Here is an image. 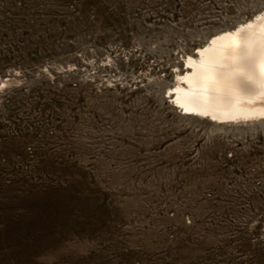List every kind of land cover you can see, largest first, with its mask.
<instances>
[{"label":"rangeland","instance_id":"obj_1","mask_svg":"<svg viewBox=\"0 0 264 264\" xmlns=\"http://www.w3.org/2000/svg\"><path fill=\"white\" fill-rule=\"evenodd\" d=\"M74 2L80 5L79 16L69 10L59 16L68 22L67 30L53 27L45 35L70 33L74 20L83 33L84 22L94 17L93 32L102 36L101 42L111 39L130 46L139 40L130 55L136 68L143 67L121 74L126 75L120 78L127 90L93 94L87 101L84 94L73 99V90L66 88L53 92L49 105L37 106L35 121L28 126L33 132L52 130L53 137L62 140L61 155L48 153L47 162L41 159L45 154L36 161L26 158L23 143L28 137H6L7 124L0 123V264L97 263L105 256H88L93 241H112L146 221L152 229L166 222L151 216L152 206L174 188V182L167 181L179 177L189 181L186 194L197 208L206 189L219 195L231 192L238 201L250 199L251 234L261 236L264 129L222 133L206 121L182 119L162 101L160 77L174 78L183 46L196 47L213 30L252 14L264 0H14L3 4L9 5L8 14L20 23L18 36L23 39L27 34H44L35 21L28 24V18L37 19L40 7L47 5V18L56 19L58 6ZM139 51L141 64L135 59ZM98 64L93 61L95 68ZM112 64L107 66L110 70ZM202 137L207 143L202 144ZM232 146L238 150L234 160L217 158ZM202 157L206 163L200 166ZM212 158L227 164L225 168L236 164L232 171L251 175V182H228L229 192L225 182L215 180L221 166ZM131 234L128 242L149 243L155 235L152 231ZM256 252L264 263L258 246Z\"/></svg>","mask_w":264,"mask_h":264},{"label":"built area","instance_id":"obj_2","mask_svg":"<svg viewBox=\"0 0 264 264\" xmlns=\"http://www.w3.org/2000/svg\"><path fill=\"white\" fill-rule=\"evenodd\" d=\"M9 1L14 0H0V123L7 124L6 137L15 140L23 138L22 135L28 137L26 143L21 141L26 158L35 160L39 154H45L41 159L47 162L46 154L61 155L62 140L60 136L54 135V138L52 130L44 132L40 128L33 132V127L28 126V122L35 121L36 107L49 105L55 97L53 92L66 88L73 90V99L84 94L87 101L94 95L106 94L110 90H127V85L120 77L126 76L121 75L126 70L129 73L142 69L143 66L135 67L134 57L130 55V48H135L140 42L133 41L130 46L111 39L101 42L102 36L93 32L94 17L84 22L86 30L83 33L79 32V27L75 28L77 21L74 20L70 33L45 35L53 27L61 32L67 30L68 22L59 16L68 10L79 16L80 5L76 2L58 6V15L54 13L56 19L47 18V5L40 7L37 19L28 18V24L35 21L44 34H27L22 39L17 29L20 23L8 14L9 5L3 4ZM137 54L135 59L140 60L136 62L141 64L142 53L139 51ZM93 61L99 62L96 65L98 67L93 66ZM110 63L114 65L111 70L107 67ZM77 102L75 100V104ZM76 107V122L80 123L79 104ZM33 137H37V141L30 142ZM201 139L202 144L208 141L207 138ZM237 151L232 146L218 153L217 158L234 160ZM221 160L212 158L218 168L221 166L215 180L225 182L223 187L227 190L232 188L228 182H251V175L243 176L239 169L238 174L234 173L232 170L236 164L225 168L227 164ZM204 163L206 159L202 157L199 165ZM247 170L251 172L249 167ZM167 182H174V188L164 195L161 202H157V206H152L154 209L151 212L153 218L165 219L166 222L163 220L162 225L152 229L146 221L121 233L119 238L112 241L106 238L99 242L93 241V252L88 256H105L94 264H264L256 252L258 246L264 253V229L259 237L251 234L250 199L241 198L238 201L230 190L226 195H219L214 190L206 189L200 196L197 208L193 199L186 194L189 190L188 180L179 177ZM145 231L155 233L154 237L148 238L149 243L135 239L134 242L127 241L132 232L135 235L138 233V236Z\"/></svg>","mask_w":264,"mask_h":264},{"label":"bare ground","instance_id":"obj_3","mask_svg":"<svg viewBox=\"0 0 264 264\" xmlns=\"http://www.w3.org/2000/svg\"><path fill=\"white\" fill-rule=\"evenodd\" d=\"M196 44L178 53L173 79L160 77L162 101L222 133L264 129V5Z\"/></svg>","mask_w":264,"mask_h":264}]
</instances>
